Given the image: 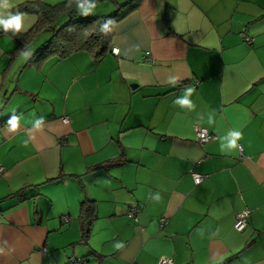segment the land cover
<instances>
[{
  "label": "crops",
  "instance_id": "1",
  "mask_svg": "<svg viewBox=\"0 0 264 264\" xmlns=\"http://www.w3.org/2000/svg\"><path fill=\"white\" fill-rule=\"evenodd\" d=\"M14 49L0 34V264H264V0H143L99 60ZM188 87L192 111L174 104ZM196 125L213 137L199 144ZM229 130L241 148L225 155Z\"/></svg>",
  "mask_w": 264,
  "mask_h": 264
},
{
  "label": "trees",
  "instance_id": "2",
  "mask_svg": "<svg viewBox=\"0 0 264 264\" xmlns=\"http://www.w3.org/2000/svg\"><path fill=\"white\" fill-rule=\"evenodd\" d=\"M100 1L102 0H96V3ZM110 1L114 7L111 13L77 17L56 28L54 25L60 18L77 14L75 0H72L71 4H69V0H65L55 5L48 4L44 0L26 2L17 5L12 11L36 15L37 20L32 28L17 36H13L11 32L4 33L3 31H0V34L8 35L15 41L13 53H18L29 48L42 31H52L50 37L33 52V56L28 61L29 64H40L51 57L63 59L73 52L83 50L92 54L94 59L99 60L107 52L111 38V31L107 35L100 33V25L108 19H111L114 24L135 10L143 0H127L122 3H118L116 0ZM94 217V207L91 201H84L80 216L84 236H86Z\"/></svg>",
  "mask_w": 264,
  "mask_h": 264
},
{
  "label": "clouds",
  "instance_id": "3",
  "mask_svg": "<svg viewBox=\"0 0 264 264\" xmlns=\"http://www.w3.org/2000/svg\"><path fill=\"white\" fill-rule=\"evenodd\" d=\"M72 3V0H69V4ZM75 5L77 8V12L79 16L88 17L89 15L94 14L96 9V0H75ZM16 7L12 0H0V31L4 33L11 32L13 36H17L22 31H25L24 25V14L17 11L13 12L11 9ZM113 21L111 19L105 20L99 28L100 33L107 35L111 30ZM119 49H114V52H118ZM24 61L29 60L33 56V50L29 48H25L21 52ZM172 86H175L179 83L178 78L169 77L168 81ZM195 89L192 87H188L184 90V94L180 97H177L174 101V104L178 105L182 109H187L192 111L195 109V104L191 99ZM208 124L214 123V118L212 115L208 117ZM9 131L15 132L19 127V117L15 114L10 116L8 120ZM43 124V118H38L33 121V127L36 129L41 128ZM242 132L239 130H229L227 131L226 136L219 137L220 145L219 150L221 153L225 155H231L236 151H239L241 145L239 141L242 139ZM27 145L28 141L24 142ZM198 182V181H197ZM160 200V196L158 195L156 201ZM122 245L117 243L116 247L119 248ZM0 252H3V249L0 248Z\"/></svg>",
  "mask_w": 264,
  "mask_h": 264
},
{
  "label": "built area",
  "instance_id": "4",
  "mask_svg": "<svg viewBox=\"0 0 264 264\" xmlns=\"http://www.w3.org/2000/svg\"><path fill=\"white\" fill-rule=\"evenodd\" d=\"M244 38L248 43H251L252 39L250 37H244ZM114 49H117V48L113 47L111 49L112 53H117V52H114ZM63 120L65 122H68L67 117H64ZM194 129H195V133H196V141L199 144H203V143L209 141L213 137L212 134L204 127L196 125L194 127ZM1 172H2V168H0V175H1ZM193 176H194L195 184L200 183L201 180L203 179V176H201L199 174H193ZM136 213H137V208H131L128 212L130 217H134L136 215ZM249 214H250V210L245 209L236 215L235 222H234V228L237 231H241L245 228V226L247 225V218H248ZM157 264H173V259L170 257L163 256V257H160L158 259Z\"/></svg>",
  "mask_w": 264,
  "mask_h": 264
},
{
  "label": "rangeland",
  "instance_id": "5",
  "mask_svg": "<svg viewBox=\"0 0 264 264\" xmlns=\"http://www.w3.org/2000/svg\"><path fill=\"white\" fill-rule=\"evenodd\" d=\"M53 5V4H51ZM55 5V4H54ZM113 9L112 5L110 2L108 1H101V2H98L96 3V9L94 11V14H92L93 16L95 15H107L110 13V11ZM78 14V12H77ZM77 14H70L68 15L69 17H62L60 18L56 24L54 25V27H59L61 26L62 24L66 23V21H71V20H75L77 17H80L79 15ZM50 31L49 30H46L45 32H43L40 36H39V39H37L36 41L33 42V44L30 46V48L36 46L38 47L39 45L41 44H38V43H42V41H46L49 37H50ZM38 44V46H37Z\"/></svg>",
  "mask_w": 264,
  "mask_h": 264
}]
</instances>
